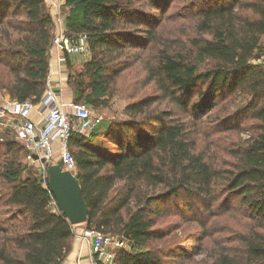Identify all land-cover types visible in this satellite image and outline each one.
<instances>
[{
  "label": "trees",
  "instance_id": "trees-1",
  "mask_svg": "<svg viewBox=\"0 0 264 264\" xmlns=\"http://www.w3.org/2000/svg\"><path fill=\"white\" fill-rule=\"evenodd\" d=\"M45 1L0 0V89L36 106L57 34ZM172 2L66 0V32L86 34L91 56L75 73L67 58L73 102L108 108L130 68L129 48L150 56L147 83L160 96L127 106L128 120L102 121L90 137L72 134L89 208L79 226L129 242L113 264H264V69L255 63L264 57V0H192L183 42H160L161 27L179 12L170 13ZM239 99L247 100L244 121L255 122L249 130L229 115ZM158 100L169 108L154 107ZM26 155L23 142L0 140V264H63L75 226L50 210ZM238 213L252 226L208 249L209 221ZM173 214L199 230L187 235L189 247L160 249L171 233L158 222Z\"/></svg>",
  "mask_w": 264,
  "mask_h": 264
},
{
  "label": "built area",
  "instance_id": "built-area-1",
  "mask_svg": "<svg viewBox=\"0 0 264 264\" xmlns=\"http://www.w3.org/2000/svg\"><path fill=\"white\" fill-rule=\"evenodd\" d=\"M54 6L58 8L65 6L68 12L70 9L66 5V0L55 1ZM88 42L86 34L68 35L65 23H59L51 58L54 57V51H58L57 61L60 66L64 65L68 57L88 52ZM255 63L264 69V57L257 59ZM51 73L47 91L38 106L31 101L19 102L11 99L9 95L6 97L0 95V140L8 136L25 144L27 155L24 163L38 175L43 188L50 194V210L58 214L61 210L50 189L48 167L62 160L64 170L76 175L77 164L69 145L71 136L78 133L90 137L102 119L93 116L86 105L73 101L67 104L61 102L60 96L63 93L61 83L59 85L53 83ZM36 112L37 120H34ZM81 238L90 246V264H113L117 250L132 249L125 238L108 236L93 229H84Z\"/></svg>",
  "mask_w": 264,
  "mask_h": 264
},
{
  "label": "rangeland",
  "instance_id": "rangeland-1",
  "mask_svg": "<svg viewBox=\"0 0 264 264\" xmlns=\"http://www.w3.org/2000/svg\"><path fill=\"white\" fill-rule=\"evenodd\" d=\"M55 1L57 0H46L45 2L48 11L54 17L56 26L58 27L59 23H65V18L68 15V9L65 6H61L59 8L54 6ZM172 1L173 2L170 7V13H173L174 11L179 12L176 17L167 20L166 23L161 27L162 36L159 40L160 42L163 41L172 43V40L176 38L182 40L183 42L184 37L190 32L189 22L192 14V0ZM126 53H128L129 56L128 61L130 63V68L126 72H124L116 81L111 95L109 96V107L101 110H94L88 107L91 110L93 116L101 118L104 122L113 123L116 121L128 120L129 117L125 114V109L127 106L141 100L155 99L156 97H160L153 84L147 83V74L144 70V63L150 58V56L145 55L141 59H138V57L134 55V53L136 52H133V49L131 50V48L127 49ZM72 57L77 58L74 62L75 64L72 71L74 73L76 72V70L82 69V66L85 64V62H87L91 58L89 51L84 55ZM63 81L62 87H64L63 85L65 84V82ZM0 95H2L3 97L8 96V94L2 89H0ZM246 104L247 100L239 99L238 102L229 109V115L235 116V119L238 122H241L242 125H244L249 130L250 126L255 122L244 121L243 118L246 116V114H244L246 112H244ZM154 107H157V109L159 110H165L169 108L167 103L161 100H158L157 104ZM34 114L36 115L37 112ZM221 136L226 137L227 135L222 134ZM232 137L233 139H236V137H234L233 135ZM243 137L248 138L249 134L244 133ZM95 141L94 143L99 142L98 140ZM58 157L59 156H56V158ZM24 161L25 156H22V162L25 165ZM173 208L176 209V207L174 206ZM176 217H178V215L173 214L170 217L162 218L158 222L157 227L170 231L171 233L169 238L156 243L158 248L168 249L190 246V244H188L189 242L187 241V235L193 231H198L199 229L195 225L187 226V224L181 223L178 219L179 217ZM250 226H252L251 222L247 220L241 213L221 216L219 218L212 219L209 221L207 229L213 233V236L212 239L206 244V246L208 249L217 247L218 243L219 246H224V244H222V239H229L234 234L244 232ZM77 227L78 226H75L76 229ZM233 245H235V243H233ZM197 260L200 259H196V261Z\"/></svg>",
  "mask_w": 264,
  "mask_h": 264
},
{
  "label": "water",
  "instance_id": "water-1",
  "mask_svg": "<svg viewBox=\"0 0 264 264\" xmlns=\"http://www.w3.org/2000/svg\"><path fill=\"white\" fill-rule=\"evenodd\" d=\"M63 161L48 167L50 189L62 214L71 225L79 226L89 221V208L76 175L64 170Z\"/></svg>",
  "mask_w": 264,
  "mask_h": 264
},
{
  "label": "crops",
  "instance_id": "crops-1",
  "mask_svg": "<svg viewBox=\"0 0 264 264\" xmlns=\"http://www.w3.org/2000/svg\"><path fill=\"white\" fill-rule=\"evenodd\" d=\"M54 57L51 58V64H52V73H51V80L53 83H61L62 86V81L65 82L62 87L63 93L60 96V100L63 103H70L73 101L72 99V92L68 86V76H69V70L67 68V64L61 65L57 61V57L59 55L58 51H54ZM80 56V55H79ZM76 57H71V62L75 64ZM58 91V87L56 89ZM34 120H37L36 115L33 116ZM86 229L84 226H78L77 229L75 228L76 236L75 240L73 243V247L71 252L69 253L67 259L64 261L63 264H90V259H91V250L90 246L82 241V233L83 230Z\"/></svg>",
  "mask_w": 264,
  "mask_h": 264
}]
</instances>
